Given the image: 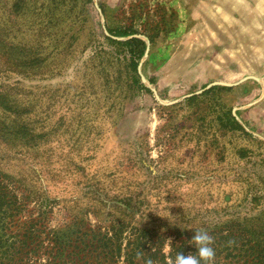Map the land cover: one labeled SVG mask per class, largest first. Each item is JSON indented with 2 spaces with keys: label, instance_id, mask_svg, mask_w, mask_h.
Listing matches in <instances>:
<instances>
[{
  "label": "rangeland",
  "instance_id": "374dc122",
  "mask_svg": "<svg viewBox=\"0 0 264 264\" xmlns=\"http://www.w3.org/2000/svg\"><path fill=\"white\" fill-rule=\"evenodd\" d=\"M55 1L58 12L63 1L65 8L81 4ZM52 2L37 0L39 5ZM92 9L105 34L107 27H129L145 40L137 72L151 93L139 92L126 100L122 95L114 98L99 83L93 90L85 88V62L103 42L99 38L60 74L26 80L44 97L46 121L39 124L53 133L27 156L11 149L22 160L3 162V168L24 173L29 169L22 163L27 161L35 169L37 177L29 175L34 195L46 193L55 200L51 225L60 224L67 212L83 217L78 208L92 196L91 190L117 194L130 181L133 185L142 180L139 187L170 191L169 196L160 195L175 220L212 228L234 219L235 235L243 226L247 236L254 237L252 232L264 239V0H92ZM57 87L61 97L52 101L49 96ZM206 89L209 92L187 110L230 108L246 133L226 132L210 123L202 130L193 128V134L180 141L186 129L179 132L178 125L190 121L179 111L173 128L163 106ZM198 137L201 144L195 142ZM131 158H142L141 170ZM145 193L146 200L155 203L156 197ZM86 219L94 227L100 222L92 214ZM238 252L232 251L225 262L244 264Z\"/></svg>",
  "mask_w": 264,
  "mask_h": 264
},
{
  "label": "trees",
  "instance_id": "16d2710c",
  "mask_svg": "<svg viewBox=\"0 0 264 264\" xmlns=\"http://www.w3.org/2000/svg\"><path fill=\"white\" fill-rule=\"evenodd\" d=\"M57 4L55 0L51 5H39L37 0H0V148H5L0 151V264H92L91 258L105 264H146L148 259L153 264H168L169 261L174 264L178 253L185 256L197 253L191 242L196 229L206 230L214 238L215 264H227L225 260L237 249L241 258H245L244 264H264V239L252 232L250 234L256 238L247 236L243 226L235 235L231 224L236 220L207 228L191 225L188 219L175 220V216H169L171 213H166L169 207L160 195L169 196L167 188L145 189L139 187L141 180L134 181L133 185L130 181L117 194L91 190L92 196L78 208L83 217L67 212L60 224L51 225L55 200L46 193L34 195L35 169L27 161L22 163L29 169L24 173L3 168V162L22 160L14 156L11 149L27 156L53 133L48 127L45 129V124H39L46 121V115L42 114L46 110L41 108L44 97L42 93L36 95L26 80L60 74L78 52L92 46L99 38H103V42L95 45L85 62V88L93 90L99 83L98 86L108 90L114 98L123 96L126 100L139 92L151 93L137 72L146 43L136 31L129 27H107L109 34H105L95 18L92 0H81L76 9L65 8L63 1L61 12L57 11ZM148 38L152 40V36ZM59 89L55 88V93L49 96L52 101H59ZM208 92L206 89L163 106L169 114L168 124L173 128L177 129L174 119L179 118V111L183 112L181 118H188L184 120L186 123L190 121L189 131L188 126L178 125L179 132L186 129L180 141L186 134L189 138L193 128L202 130L210 123V127L216 123L226 132L246 133L230 108L221 112L206 106L198 113L187 110ZM37 99L41 102L39 106ZM109 109L112 113L116 111L115 107ZM120 110L121 107L117 112ZM191 113L195 115L190 116ZM61 119L56 123H62ZM192 119L196 123H191ZM195 142L201 144V137ZM242 151L240 149V156H244ZM141 161L142 158H131L139 170L142 169ZM145 192L156 197L155 203L146 200ZM88 214L100 219L97 227L87 223ZM138 254L141 255L138 257Z\"/></svg>",
  "mask_w": 264,
  "mask_h": 264
},
{
  "label": "clouds",
  "instance_id": "9594fccd",
  "mask_svg": "<svg viewBox=\"0 0 264 264\" xmlns=\"http://www.w3.org/2000/svg\"><path fill=\"white\" fill-rule=\"evenodd\" d=\"M197 248V253L195 255L189 254L188 256L178 253L174 264H215L216 253L214 247V238L206 231L202 229H196L195 235L191 241ZM230 244L233 242H229ZM141 254H138V257ZM146 264H153L151 259H148ZM168 264H173L169 261Z\"/></svg>",
  "mask_w": 264,
  "mask_h": 264
}]
</instances>
